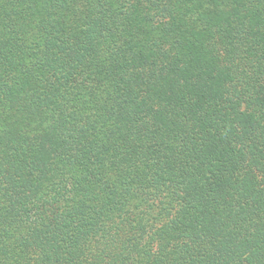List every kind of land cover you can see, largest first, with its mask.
I'll return each mask as SVG.
<instances>
[{"label":"trees","instance_id":"1","mask_svg":"<svg viewBox=\"0 0 264 264\" xmlns=\"http://www.w3.org/2000/svg\"><path fill=\"white\" fill-rule=\"evenodd\" d=\"M0 264H264V0H0Z\"/></svg>","mask_w":264,"mask_h":264}]
</instances>
